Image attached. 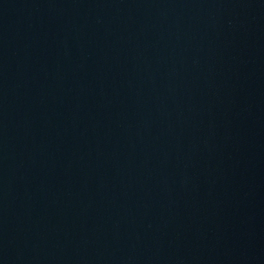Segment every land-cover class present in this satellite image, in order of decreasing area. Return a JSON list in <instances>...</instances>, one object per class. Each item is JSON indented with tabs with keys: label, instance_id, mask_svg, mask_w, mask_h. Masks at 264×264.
<instances>
[{
	"label": "water",
	"instance_id": "water-1",
	"mask_svg": "<svg viewBox=\"0 0 264 264\" xmlns=\"http://www.w3.org/2000/svg\"><path fill=\"white\" fill-rule=\"evenodd\" d=\"M0 264H264V25L0 0Z\"/></svg>",
	"mask_w": 264,
	"mask_h": 264
}]
</instances>
